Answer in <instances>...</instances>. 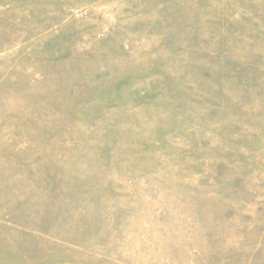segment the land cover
<instances>
[{
  "label": "rangeland",
  "instance_id": "rangeland-1",
  "mask_svg": "<svg viewBox=\"0 0 264 264\" xmlns=\"http://www.w3.org/2000/svg\"><path fill=\"white\" fill-rule=\"evenodd\" d=\"M0 264H264V0H0Z\"/></svg>",
  "mask_w": 264,
  "mask_h": 264
}]
</instances>
